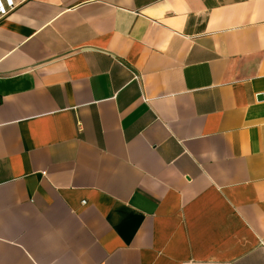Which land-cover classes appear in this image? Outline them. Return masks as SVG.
<instances>
[{
  "label": "crops",
  "instance_id": "obj_1",
  "mask_svg": "<svg viewBox=\"0 0 264 264\" xmlns=\"http://www.w3.org/2000/svg\"><path fill=\"white\" fill-rule=\"evenodd\" d=\"M0 264H264V0L0 15Z\"/></svg>",
  "mask_w": 264,
  "mask_h": 264
},
{
  "label": "built area",
  "instance_id": "obj_2",
  "mask_svg": "<svg viewBox=\"0 0 264 264\" xmlns=\"http://www.w3.org/2000/svg\"><path fill=\"white\" fill-rule=\"evenodd\" d=\"M25 0H6V4H3L0 0V15H4L13 9L16 5Z\"/></svg>",
  "mask_w": 264,
  "mask_h": 264
}]
</instances>
